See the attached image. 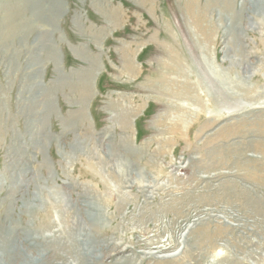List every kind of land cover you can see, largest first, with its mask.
I'll return each mask as SVG.
<instances>
[{
  "label": "rangeland",
  "instance_id": "rangeland-1",
  "mask_svg": "<svg viewBox=\"0 0 264 264\" xmlns=\"http://www.w3.org/2000/svg\"><path fill=\"white\" fill-rule=\"evenodd\" d=\"M10 227L38 264H264V0H0Z\"/></svg>",
  "mask_w": 264,
  "mask_h": 264
},
{
  "label": "bare ground",
  "instance_id": "bare-ground-1",
  "mask_svg": "<svg viewBox=\"0 0 264 264\" xmlns=\"http://www.w3.org/2000/svg\"><path fill=\"white\" fill-rule=\"evenodd\" d=\"M4 17V16H3ZM3 23V22H2ZM6 25V24H5ZM9 26V25H8ZM7 28V27H6ZM54 55V52L53 51H51V56H53ZM131 70H133V69H131ZM136 70V69H135ZM136 72V71H135ZM44 137V136H43ZM35 139V138H34ZM40 139V138H39ZM117 166H118V169H120L121 170V172H124V173H126V172H128V168H130V165L129 164H127V163H124L123 162V164L122 163H117ZM116 168V167H115ZM123 173V174H124ZM132 175V174H131ZM123 176V175H122ZM127 176V175H126ZM130 175H128V178L127 179H129V180H131V182H132V179H131V177H129ZM133 176V175H132ZM134 177V176H133ZM144 177V176H143ZM142 180V179H141ZM125 181V180H124ZM134 181V180H133ZM129 182V181H128ZM142 182V181H141ZM130 183V182H129ZM128 183V184H129ZM77 215V214H76ZM76 215H73V217H72V215H70L71 216V218L72 219H74V218H76L75 216ZM78 219V218H77ZM79 220V219H78ZM81 221V220H80ZM77 222V221H76ZM79 225H80V223H78ZM81 226V225H80ZM88 227V226H87ZM90 227V226H89ZM88 229V228H87ZM85 228H83V229H80L79 231H81V232H84L85 233ZM93 231V230H92ZM92 231H90V232H92ZM17 231H16V228H15V230H13V227H10L9 228V230L7 231H4V233H2L3 235L1 236L0 235V261H4L3 263L4 264H10L12 261H13V264H38V263H36V261H34V258H30V255L28 254V253H25V252H23L24 251V248L25 247H23L22 246V248L20 249L21 250V252H18V249L20 248L19 246L20 245H17V241H15L14 240V237L13 236H15V234L16 235H18L17 233H16ZM87 232H88V230H87ZM87 232L85 233V234H83V243H84V247H82V249L79 251V252H86L87 253V251L89 250V248L88 247H91V245H92V243L94 242V241H92V239L91 238H93V237H91V235H90V237H88L87 238ZM93 233V232H92ZM95 234V233H94ZM74 235V234H73ZM73 235L71 236V234H70V236L71 237H73ZM66 237V238H64V239H60V240H69V241H71L72 239H71V237ZM90 238V239H89ZM71 239V240H70ZM73 242V240L71 241V243ZM65 243V242H64ZM21 244V243H20ZM21 245H23V244H21ZM16 249V250H15ZM26 249V251L28 250L27 248H25ZM163 249V248H162ZM28 252V251H27ZM159 252H162V250H161V248L159 249ZM18 253V254H17ZM110 255H112V254H110ZM91 257H94V256H91ZM101 257V256H100ZM103 257V256H102ZM100 259V258H99ZM101 260V259H100ZM93 262V261H92ZM96 263V262H95ZM94 264V263H93Z\"/></svg>",
  "mask_w": 264,
  "mask_h": 264
}]
</instances>
